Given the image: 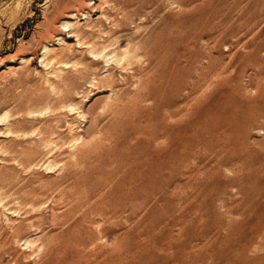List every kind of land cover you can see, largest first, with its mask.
I'll use <instances>...</instances> for the list:
<instances>
[{"label":"rangeland","instance_id":"374dc122","mask_svg":"<svg viewBox=\"0 0 264 264\" xmlns=\"http://www.w3.org/2000/svg\"><path fill=\"white\" fill-rule=\"evenodd\" d=\"M0 264H264V0H0Z\"/></svg>","mask_w":264,"mask_h":264},{"label":"bare ground","instance_id":"6f19581e","mask_svg":"<svg viewBox=\"0 0 264 264\" xmlns=\"http://www.w3.org/2000/svg\"><path fill=\"white\" fill-rule=\"evenodd\" d=\"M45 49V48H44ZM44 52H46V51H44ZM185 124V123H184ZM164 159V158H163ZM166 160V159H165ZM150 161V160H149ZM151 162V161H150ZM166 162V161H165ZM168 162V161H167ZM159 164V163H158ZM157 164V165H158ZM172 164V163H171ZM149 165H150V163H149ZM165 165V164H164ZM163 165V166H164ZM149 167V166H148ZM156 167V166H155ZM143 168V167H142ZM145 169V168H144ZM146 170V169H145ZM154 171H155V169H153ZM144 171V170H143ZM146 172V171H145ZM151 172H152V170H151ZM152 175V174H151ZM139 176V175H138ZM143 176V175H142ZM147 177V176H146ZM151 177H153V175L151 176ZM207 177V176H206ZM146 179V178H145ZM149 179V178H148ZM152 180V179H151ZM131 181V180H130ZM135 181V180H134ZM137 181V180H136ZM143 181H146V180H143ZM133 182V181H132ZM126 183H128L127 181H126ZM136 184V183H135ZM131 185V184H130ZM134 185V184H133ZM137 185V184H136ZM135 188V187H134ZM129 192H131V191H129ZM187 209V208H186ZM177 239V238H176ZM150 240V239H149ZM145 241V240H144ZM143 242V241H142ZM169 249V248H168ZM189 253V252H188ZM184 254V253H183ZM180 255H181V253H180ZM179 255V256H180ZM192 255V254H191ZM182 256V255H181ZM177 258H178V256H177ZM185 258V257H184Z\"/></svg>","mask_w":264,"mask_h":264}]
</instances>
